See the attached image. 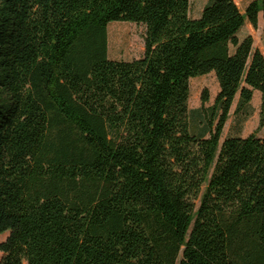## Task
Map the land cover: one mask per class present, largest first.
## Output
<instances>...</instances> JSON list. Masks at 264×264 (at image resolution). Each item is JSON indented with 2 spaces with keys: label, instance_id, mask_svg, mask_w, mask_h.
<instances>
[{
  "label": "trees",
  "instance_id": "16d2710c",
  "mask_svg": "<svg viewBox=\"0 0 264 264\" xmlns=\"http://www.w3.org/2000/svg\"><path fill=\"white\" fill-rule=\"evenodd\" d=\"M0 0V264H264V0ZM145 27L108 58L107 27ZM213 73L214 103L189 109Z\"/></svg>",
  "mask_w": 264,
  "mask_h": 264
},
{
  "label": "rangeland",
  "instance_id": "374dc122",
  "mask_svg": "<svg viewBox=\"0 0 264 264\" xmlns=\"http://www.w3.org/2000/svg\"><path fill=\"white\" fill-rule=\"evenodd\" d=\"M208 0H191L190 12H193L194 6L199 2L206 4ZM239 9L244 13V6L249 0H235ZM145 27L143 25L117 22L111 23L107 27L108 58L117 61H131L142 57L144 52ZM251 35L253 38L254 49H259L264 55V18L260 14L257 29L246 21L241 29L239 37ZM206 90L209 101L205 106H211L219 92V86L213 73L199 76L189 81V109H197L202 105V93ZM238 95L231 107L229 118L224 126L220 144L230 136L247 137L251 134L257 137H264V124L260 125L259 113L261 106V95L254 91L250 103V108L236 116L234 111ZM7 234L0 235V243L5 240ZM0 253V258H1Z\"/></svg>",
  "mask_w": 264,
  "mask_h": 264
},
{
  "label": "crops",
  "instance_id": "0c3cea01",
  "mask_svg": "<svg viewBox=\"0 0 264 264\" xmlns=\"http://www.w3.org/2000/svg\"><path fill=\"white\" fill-rule=\"evenodd\" d=\"M234 1H235V0H234ZM250 1H251V0H249V1L245 4L244 9H245V7L247 6V4H248ZM235 2H236V1H235ZM190 3H191V0H190ZM236 4H237V2H236ZM204 5H205V4H202L201 2H199L197 5H195V6H194V9H193V12L191 13V12L189 11L190 16H191L192 18H198V17L200 16L202 10H203ZM237 5H238V4H237ZM260 14H261V13H260ZM260 14H259V16H260ZM258 19H259V18H258Z\"/></svg>",
  "mask_w": 264,
  "mask_h": 264
}]
</instances>
